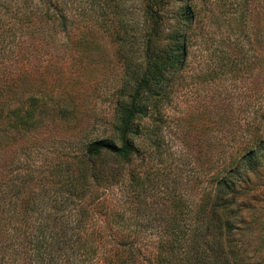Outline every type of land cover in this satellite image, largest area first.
<instances>
[{"label": "rangeland", "instance_id": "rangeland-1", "mask_svg": "<svg viewBox=\"0 0 264 264\" xmlns=\"http://www.w3.org/2000/svg\"><path fill=\"white\" fill-rule=\"evenodd\" d=\"M91 3L0 0V169L26 138L38 142L30 154L36 168L59 146L68 148L67 144L75 145L87 136L104 135L117 103L126 100L127 93L121 89L126 83L129 87L135 84L132 73L137 70L135 65L143 63L148 31L145 0H113L111 4H120L125 11L123 22L109 13L107 23L98 26L92 23L102 22L104 17L84 14ZM94 3L102 6L108 0ZM162 14L163 35L177 29L186 16L191 17L189 22L194 21L188 59L186 67L172 78L167 95L158 100L151 119L138 122V143L154 150L150 139H164L163 159L155 156L151 165L161 159L165 165L181 167L182 178L187 175L190 179L189 186L181 190L189 194L193 208L203 193L211 190L216 173L225 175L223 166L227 171L234 169L232 179L238 193L228 213L234 230L227 240H220L236 257L232 261L223 251L220 264L224 257L228 264H264V0H169ZM124 23L131 28L126 33ZM122 39H126L132 69L126 68L120 51ZM227 55L236 60L232 72L231 66L219 68L221 58ZM28 97L35 101L36 114L53 101H67L75 109L68 120L74 126L57 122L55 137L51 135L49 140L50 128L15 131L11 128L13 111L20 99ZM24 103L27 106L29 102ZM55 133L66 138L60 141L62 145ZM8 134L19 135L16 147L7 141ZM253 152L249 163L244 158ZM41 171L33 169L35 182ZM5 188L0 176V200ZM112 194L93 214L98 216L96 222L88 215L96 230L109 228L104 220L116 204L110 199ZM16 212H9V218L6 211L5 217L0 213V264H19L21 258L30 257V245L19 244L25 238L14 218ZM212 224L214 228L217 225ZM207 238L212 247L214 240L208 232ZM26 244L29 247H22ZM148 246L154 247V243ZM210 252L208 256L213 257Z\"/></svg>", "mask_w": 264, "mask_h": 264}, {"label": "trees", "instance_id": "trees-1", "mask_svg": "<svg viewBox=\"0 0 264 264\" xmlns=\"http://www.w3.org/2000/svg\"><path fill=\"white\" fill-rule=\"evenodd\" d=\"M94 1L84 14L105 20L92 25L107 23L109 13L123 22L125 11L120 4L117 7L111 4L113 0H108V4L97 6ZM145 2L148 31L142 50L143 63L135 65L137 70L132 73L135 84L129 87L126 83L121 89L127 93L126 100L117 103L107 133L87 136L80 143L67 144L68 148L59 146L36 168L30 154L38 142L26 138L24 144L18 145L19 135L6 137L7 141H13L12 146L18 147L1 164L0 176L6 188L0 200V213L5 217L6 211L9 218V212L17 211L14 218L25 238L19 244L30 245V257L21 258L19 264H212L210 259L220 264L223 251L232 261L236 257L227 243L223 248L220 240H227L234 230L232 217L228 215L238 193L232 179L234 169L227 171L223 166L225 175L216 173L211 190L203 193L193 208L189 194L181 190L189 186L190 179L187 175L182 178L181 167L165 165L161 160L166 152L164 139L160 136L150 139L155 151L138 143L141 135L138 122L151 119L158 109V100L167 95L172 78L186 67L189 35L194 26V21L189 22L191 17L182 15L187 20H180L177 29L163 35L162 10L169 0ZM130 29L127 24L122 25L125 33ZM122 40L120 51L125 55L126 68L132 69V59L124 45L126 39ZM230 66L232 72L235 59L228 55L221 58L219 68ZM20 102L13 111L15 120L11 128L15 131L50 128L49 140L51 135L55 137L53 127L57 122L74 126L68 120L75 109L67 101H53L48 108H41L39 114L35 113L32 97ZM24 102L29 103L25 106ZM56 136L62 145L60 141L66 138ZM155 156L161 159L151 165ZM254 156V152L247 153L243 158L252 163ZM33 169L42 170L36 182ZM112 191L115 195L110 199L116 204L104 220L109 228L96 230L93 222L98 216L93 214L98 213L97 208ZM88 215H93V222ZM212 222L217 223L215 228ZM207 232L213 237L212 247ZM151 243L154 247L148 246ZM27 244L22 247H29ZM208 250L213 257L208 256ZM224 264H228L226 257Z\"/></svg>", "mask_w": 264, "mask_h": 264}]
</instances>
